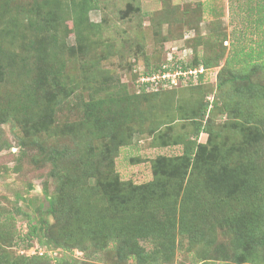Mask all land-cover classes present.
<instances>
[{
	"label": "rangeland",
	"instance_id": "obj_1",
	"mask_svg": "<svg viewBox=\"0 0 264 264\" xmlns=\"http://www.w3.org/2000/svg\"><path fill=\"white\" fill-rule=\"evenodd\" d=\"M34 1L0 0V257L7 259L2 264H198L203 257L213 264H238L222 256L232 254L234 236L217 219L223 223L222 211L230 216L242 206L264 205V0H98V8L88 13L97 26L84 41H77L71 20L60 32L54 51L64 62L61 74L74 83L67 98L52 103L46 118L44 106L28 112L17 104L23 88L43 77L40 60L52 51L23 19L21 7ZM197 55L209 61L208 67L199 66L200 74L177 78L175 84L161 82L164 89L158 92L140 90L141 75L149 68L158 74L177 61L189 64ZM45 90L48 84L37 93ZM110 98L120 102L127 116L113 139L111 127L97 130L86 114L90 101ZM198 125L211 134L218 152H238L234 148L241 146L237 164L240 156H258L259 190L246 202L217 209L216 201L202 196L205 176L197 167L186 174L192 196L180 201L186 178L156 164L159 155H178L191 140L204 142L208 133L196 136ZM254 132L252 142L245 143ZM117 138L125 144L117 147ZM105 147H112L114 164L90 168L91 157L111 156ZM102 182L109 190L127 182L121 193L129 182L144 185L157 201L167 190L176 194L169 201L185 233L176 230L168 261L160 255L158 262L151 260L161 237L135 233V245L148 257L124 256L118 244L128 222L108 206ZM47 195L55 196L59 224L76 232L67 236L52 227L55 217L46 211ZM170 207L154 205L155 218L166 222L173 214L167 213ZM99 211L110 228L101 224L91 239ZM137 223L142 224L140 219ZM30 225L36 229L28 236ZM33 246L51 252L54 260L21 254L32 255ZM251 251L252 259L239 264H264V244H254Z\"/></svg>",
	"mask_w": 264,
	"mask_h": 264
},
{
	"label": "trees",
	"instance_id": "obj_2",
	"mask_svg": "<svg viewBox=\"0 0 264 264\" xmlns=\"http://www.w3.org/2000/svg\"><path fill=\"white\" fill-rule=\"evenodd\" d=\"M22 7L21 9L24 16L23 19L26 20L27 24L33 29V31L42 36L52 51L48 56H44L40 60L45 65L43 77L37 78L35 82L30 85V87L23 88L17 104L19 103V105L22 106L24 110H28V112L37 111L44 106L45 112L43 113V117L46 118L52 103H58L62 100V98H67L71 89H73V87L70 86L74 83L70 79L66 80L61 74L64 62L60 61V59L56 57L57 53L54 51L55 48L59 47L58 41L61 36L60 32L66 28V21L71 20L77 41H84L91 27L97 26V23L89 21L88 13L91 9L98 8V0H35L29 7ZM262 7L264 9V1ZM126 13L127 12H125V14ZM81 44L82 43H79V46H81ZM25 63L26 62H21L22 67H26V65L28 67V64ZM176 64V66L174 65L175 67H171L170 69L163 68L162 71L159 72H173L175 70L187 71L190 66L208 67L209 61L205 58H199L197 55L189 64H182L181 61H177ZM179 64H181V66H178ZM29 70L30 68H27V71ZM155 71L156 69L149 68L148 71H146V74L141 75V77L150 76L155 73ZM2 75L3 68L1 69L0 67V81L2 80ZM181 78L183 77L180 75L178 80L181 81ZM43 84H48L49 90H45L43 94H38V87ZM153 88L158 89L154 90ZM51 89H56V92L52 94ZM161 89H164L161 84L154 86L153 83L149 81L140 82V90L142 92L147 90L158 92L161 91ZM246 90L248 92L251 91V86H249ZM59 96L60 98L57 99ZM43 99L44 101H42ZM199 110L202 114H204L205 106H201ZM86 114L88 117L92 118L93 124L97 130L99 128L111 127L110 130L112 132L110 135L112 139L116 138V130L127 119L125 109L121 107L120 102L116 101L114 98H110L106 103L103 99L90 101L89 105H87ZM248 121L249 120L246 119L244 123H247ZM200 132L204 133L207 131L205 127L198 125L195 135L198 136ZM207 133L208 135L204 142L191 140L185 144L182 151L178 155H159L156 164H159L161 168L168 170L170 173L180 171L183 178H186L183 185L184 187L180 192V201L183 200L186 202L187 199L192 196L193 186H191L190 178L188 179L186 174L187 169L197 167L199 168V174L205 176V186L202 189V196L211 199V201H216L217 205L215 207L217 209L221 210L224 206L235 205L237 204L236 202H246L247 198L256 194L259 190L258 183L260 182L261 177H259L257 172L259 169V164L257 162L258 156L256 154L250 156L247 154L245 158L240 156L241 160L239 165L237 164L239 156L236 155L241 152V146L238 145V147L234 148V150H237L238 152L230 150L218 152L217 147L211 143V134L209 132ZM254 134H256V132L249 136L247 134L245 143H251V138ZM116 140V145H118L117 147L125 144V142H122L119 138ZM111 149L112 147H110V149L108 147L104 148L105 151L111 153V156L109 155L107 159L104 158L106 157L105 154L97 157H91L89 167L91 168V165H93V167L96 166L97 170L108 166L111 167L114 164ZM116 150L117 148L115 151ZM89 154H91V151ZM54 156L58 155L55 154ZM233 160H235L234 163L231 162ZM230 168H233V170L229 171ZM203 171H205V173ZM129 183L130 185L125 188L127 192L124 193H121V191H124L123 185L126 186L127 182L122 183V186L112 190L108 189L109 184L107 182H102L100 184L102 187V189H100L103 196L108 201V206L112 208L115 215L116 212H118L119 215H116L117 217L122 215L120 217H123L124 221L126 220L128 222V227H125L124 233V236L126 235V237L121 239L118 244V248H120L121 252L127 258L145 259L148 257V254L135 245L133 234L135 233V236L152 235L156 238L161 237L162 241H160L157 250L155 252L152 251V254L150 255L153 257L151 260L158 262L161 260L160 256H162L164 261H168L170 257L173 256L171 246L174 244L176 230L177 233H185L183 232V221L181 218L177 221L176 207L171 201H169V198L176 196V194L170 196L167 190V193L164 196L166 199L164 197L161 199L158 196L157 201L155 198H152L149 192L145 191L146 188L144 185H135L131 182ZM92 190L96 191L97 187H93ZM46 198L48 202L46 211L55 217V222L51 224L52 227L56 226V230H61V232L66 233L67 236H69L68 234L76 232V229L68 231L65 225L59 224V210L55 206V196L51 198L47 195ZM168 204L171 207L167 209V213L173 214H169L170 217L166 222H159L158 218H155L157 210L154 208V205H159L161 208L165 209ZM124 205H128L129 208L124 209ZM222 214L223 216L220 218L223 223L220 222V219H217V221L219 224L227 225L228 229L234 236V242L231 246L232 254L229 255L224 252L222 256L225 258H232L238 264L241 260H251V250H253L254 244H264V205L260 206V204H257L256 206H250L249 208H247V206H242V208L230 216H225L223 211ZM100 216L101 212H96L95 218H97L99 224L94 226L92 230L89 231L90 233L88 236L91 239L96 238V233L102 229L100 226L101 224L103 227L110 228L106 224V221H102L103 217L101 218ZM139 219L142 224L137 223ZM145 219L146 222H144ZM133 221L135 225H130L129 227V223L133 224ZM44 228L47 229L45 226ZM123 228L124 226H122V229ZM153 228H156V231L150 232ZM35 229V225H30L29 229L26 231L28 236H31L35 232ZM110 231H112V229ZM101 239L102 238H99V242H101ZM124 245L126 246L124 247ZM163 248L167 252H165ZM34 249L35 252L32 253V255H25L23 252L21 254H23L26 258L27 256L33 255L36 259L45 257L54 260L55 258L51 255V252L47 253L42 251L40 253L38 249V251L36 250V247H34ZM58 249V251L62 250L60 248ZM58 259H60V257ZM6 260L7 259L5 257H0V264ZM208 260L212 259L203 257L198 264H213V261Z\"/></svg>",
	"mask_w": 264,
	"mask_h": 264
},
{
	"label": "built area",
	"instance_id": "obj_3",
	"mask_svg": "<svg viewBox=\"0 0 264 264\" xmlns=\"http://www.w3.org/2000/svg\"><path fill=\"white\" fill-rule=\"evenodd\" d=\"M203 71L202 67L195 68V69H189L187 71H181V70H175L173 72L171 71H163L159 72L158 74L153 73L150 76H142L140 81L145 82L149 81L152 82L154 86L157 84H161V82H170L171 84L176 83V79L181 75L182 77H185V75H198ZM164 85V84H161ZM41 253V251H39Z\"/></svg>",
	"mask_w": 264,
	"mask_h": 264
}]
</instances>
